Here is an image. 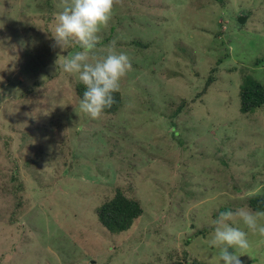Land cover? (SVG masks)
Returning a JSON list of instances; mask_svg holds the SVG:
<instances>
[{
    "label": "rangeland",
    "instance_id": "1",
    "mask_svg": "<svg viewBox=\"0 0 264 264\" xmlns=\"http://www.w3.org/2000/svg\"><path fill=\"white\" fill-rule=\"evenodd\" d=\"M61 6L0 0V264H223L212 221L264 191V109L242 115L238 96L264 83V0H122L97 51L115 41L132 70L95 121L59 67L78 47L52 46ZM120 187L143 213L112 234L96 211ZM248 240L241 264H264Z\"/></svg>",
    "mask_w": 264,
    "mask_h": 264
},
{
    "label": "clouds",
    "instance_id": "2",
    "mask_svg": "<svg viewBox=\"0 0 264 264\" xmlns=\"http://www.w3.org/2000/svg\"><path fill=\"white\" fill-rule=\"evenodd\" d=\"M121 3L122 0H62L50 33L52 46L61 52L79 47V51L64 56L59 67L83 86L79 110L94 121L100 120L105 110L113 106L114 94L120 91L121 81L132 70L129 56L116 50L115 41L105 46L103 53L97 51L99 34L109 27ZM237 219L244 228L236 226ZM261 221L264 211H253L246 206L219 213L212 221L214 232L209 243L219 250L223 264H241L236 253L250 248L248 233L264 237Z\"/></svg>",
    "mask_w": 264,
    "mask_h": 264
},
{
    "label": "trees",
    "instance_id": "3",
    "mask_svg": "<svg viewBox=\"0 0 264 264\" xmlns=\"http://www.w3.org/2000/svg\"><path fill=\"white\" fill-rule=\"evenodd\" d=\"M225 2L221 1L223 5ZM141 46L142 48H146L145 45L137 43V46ZM78 47V46H77ZM79 49V47H78ZM264 61V60H262ZM218 70L217 67H212L209 71L207 78L202 85V88L195 96L192 98L191 102L195 103L197 99H201L213 85L215 78V73ZM230 70V69H229ZM84 88L81 84L77 83L75 85V92L78 98H82ZM115 103L110 109L105 110V114L103 116H113L118 110L122 107V96L120 91L114 94ZM239 96V112L242 115L253 114L264 109V83L257 80H247L242 83L238 92ZM172 106V105H171ZM169 105V108L171 107ZM184 107H187L186 102L181 101V103L176 105V109L174 113H179ZM174 115V114H173ZM172 115V116H173ZM170 117V119L172 118ZM224 159H228L224 156L218 158V163H222ZM229 162V159H228ZM224 169H230V166L224 167ZM12 180L16 179L14 174L12 176ZM252 182L256 179L255 176H251ZM240 187V192L246 191L249 186ZM130 190L131 188L128 187ZM237 189V188H235ZM253 211H264V191L257 194H252L246 198V201L243 204ZM227 211V210H226ZM143 213L142 206L139 201L133 197V194L124 192L121 187L116 189L115 195L105 201L96 211V218L107 232L112 234H121L130 229L134 220L140 217ZM13 218V217H11ZM170 258V256H169ZM186 254L184 253L183 259L185 260ZM253 262V260H252ZM175 264H181L180 262H176ZM193 264H201L196 260H193Z\"/></svg>",
    "mask_w": 264,
    "mask_h": 264
},
{
    "label": "water",
    "instance_id": "4",
    "mask_svg": "<svg viewBox=\"0 0 264 264\" xmlns=\"http://www.w3.org/2000/svg\"><path fill=\"white\" fill-rule=\"evenodd\" d=\"M238 22H239L240 25H243V24L246 22V17H244V16H240V17L238 18Z\"/></svg>",
    "mask_w": 264,
    "mask_h": 264
}]
</instances>
